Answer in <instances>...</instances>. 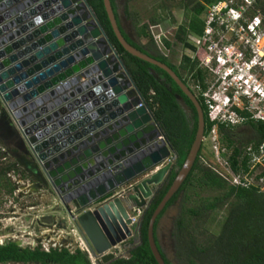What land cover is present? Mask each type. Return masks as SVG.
<instances>
[{
    "label": "water",
    "instance_id": "95a60500",
    "mask_svg": "<svg viewBox=\"0 0 264 264\" xmlns=\"http://www.w3.org/2000/svg\"><path fill=\"white\" fill-rule=\"evenodd\" d=\"M76 1L0 2V98L5 106L0 125L5 121L7 130L25 143L27 153L45 162L39 166L45 183L31 186L30 192L50 189L68 212V221L81 234L96 264H107L118 260L123 249L138 240L141 218L132 224L129 217L133 209L144 204L136 187L142 185L152 194L151 186L156 188L166 179L173 162L154 170L174 152L157 129L150 110L145 105L138 107L142 104L140 90L87 0L74 5ZM105 5L120 44L134 56L163 69L197 111V131L188 157L149 224L152 253L158 264H166L154 229L167 202L191 172L204 140L203 113L193 91L171 68L127 42L112 1L105 0ZM175 98L185 115L192 114L179 94ZM16 124L32 125L38 131L28 139L33 154ZM93 176L99 178L88 182L84 191L74 190ZM76 177L80 179L76 181ZM136 178L138 184H129ZM128 185L131 194L117 197V190ZM72 190L73 194L66 195ZM55 222L46 217L40 224H54L60 229L70 226L63 225V220ZM4 234L0 232V236ZM11 242L7 239L4 244ZM15 243L25 248L21 240Z\"/></svg>",
    "mask_w": 264,
    "mask_h": 264
},
{
    "label": "trees",
    "instance_id": "16d2710c",
    "mask_svg": "<svg viewBox=\"0 0 264 264\" xmlns=\"http://www.w3.org/2000/svg\"><path fill=\"white\" fill-rule=\"evenodd\" d=\"M111 1L122 30V35L127 42L143 52L153 55L158 61H167L165 57H157L158 55H155L157 51L156 41L151 36L150 30H145V36L149 37L147 43H141L132 38L123 26L118 0ZM170 1L174 4L173 10H182L185 13V20L181 28L185 30L186 35L188 34L191 37L200 39L204 36L206 28L205 19L202 16L206 14L207 9L211 5L217 4L220 0ZM87 2L92 8L97 22L100 23L110 43L117 50L133 81L140 90L142 104L150 110L166 142L176 155V160L171 171L166 179L158 185L149 207L145 209L141 224V244L132 250L130 257L122 258L112 263L158 264L148 240L149 224L156 208L170 189L179 169L188 157L197 131V114L190 99L163 69L134 56L120 44L113 31L105 0H87ZM158 9L160 11L163 9L168 11L164 5ZM156 11L157 9L154 8L153 12L156 13ZM249 12L251 16L264 15V0H258L255 8ZM125 14L128 20L134 19L133 28L135 30L139 28L138 30H140V27L143 26L142 21L135 18L128 5L125 6ZM150 23H153V25L158 24V17L152 16L148 24ZM144 27H146L145 24ZM165 41L170 46V42L167 39ZM192 48L196 49L195 47ZM184 69L186 73L183 79L176 70L174 72L184 83L188 81L186 76L190 74L194 80L193 83L200 89L197 92L199 93L197 101L203 113L205 124L203 136L206 137L211 133L215 124L210 121V118L205 116V103L202 93L206 89V72L200 69L197 63H193L190 60H188V64L184 66ZM153 70L155 74L152 73ZM180 75L183 76L182 74ZM192 91L195 92L194 90ZM175 94H179L184 99L186 105L193 109L192 126L177 103ZM3 113L4 108L0 99V118ZM249 123L252 130L247 133L251 134V137L246 135L245 138L240 140L237 139L234 128L219 126L220 141L229 149H233L230 160L235 169L244 168L247 170L250 157L245 153L244 149L249 143L257 147L264 141V122H256L250 119ZM0 141L3 144V141ZM237 143L241 145H237ZM244 145L246 146L242 149ZM202 149L203 144H201L197 153L191 172L157 218L154 235L162 257L166 264H173L166 258L159 247L156 235L157 225L168 211V208L181 194L196 188L205 187L206 192L215 193L205 196V200L201 201L199 212L195 208L186 207L177 221V228L179 232L183 233V238H179L181 243L179 250L180 257H182L181 260H185L186 258L189 264H200L203 261L195 259L198 255L196 252L199 251V253L205 252L206 264H209V262H213V264H264V190H261L257 186L243 187L231 184L205 164L202 159ZM205 152L209 153V151ZM22 156L21 159H18L9 151L0 154V187L3 190H1V193L5 192V194L13 195L16 192L17 187L11 179L12 172L19 173L23 179H28L33 183L42 182L39 164L32 156L29 157L26 154ZM11 158H14L16 162L12 163L9 161ZM224 209H226V213H224ZM203 214H206V222H212L210 224L213 226L212 235L204 237V242H199V239L196 237L191 242H188L187 236L184 234L187 231V224H191L190 219L194 220L195 218L199 221ZM220 217L222 218L220 223L216 224L215 222ZM191 230L193 232L196 231V229ZM199 231L201 234L203 229H199ZM206 231H209L207 226ZM184 250H187V255L184 253ZM0 264H91V262L88 256L80 250L72 251L69 248L62 247H51L50 250H46L42 245L36 248L30 246L23 248L17 246L15 242H11L0 245Z\"/></svg>",
    "mask_w": 264,
    "mask_h": 264
},
{
    "label": "rangeland",
    "instance_id": "374dc122",
    "mask_svg": "<svg viewBox=\"0 0 264 264\" xmlns=\"http://www.w3.org/2000/svg\"><path fill=\"white\" fill-rule=\"evenodd\" d=\"M118 2L120 5V13L122 16L123 26L125 27L126 31L132 36L133 39L141 43H147L149 39L147 35L145 36L146 33L145 30L147 31L150 30L151 36H153L155 40L159 38V34L161 33L162 36L165 35L167 36L168 39L171 40L174 35L173 32L175 31L176 27L179 26L180 23H182L183 11L173 10L172 7L174 4L170 0H118ZM81 3L82 0H79L76 1L74 5H79ZM126 5L129 6L130 11L135 15V18H138L139 21L140 20L142 21L143 26L140 27V30H138L139 28L136 30L133 28L134 19L132 20L127 19V16L125 14ZM163 5L167 7L168 11L164 9L160 11L158 9L160 6ZM154 8L157 9L156 13L153 12ZM154 15L158 17L159 23L156 25H153V23L148 24L152 16ZM204 18L206 20V15ZM90 20H91L90 17L87 18L86 23H88ZM144 24L146 27H144ZM194 39L197 44L199 42L198 40L199 38L197 39L194 37ZM178 53L180 52L178 51ZM189 54L193 56V54L191 53ZM218 73H220L218 75L222 77L225 71H221V69H219ZM244 77L249 78L250 80H257L256 82L262 81L258 75H252L246 72H244ZM186 78H188V82H190L192 89L195 92H199L200 89L196 88L195 84L193 83L194 80L192 76H190L189 74L188 76H186ZM131 87H128V89H131ZM221 96L223 97V95ZM244 99H249V101H251L250 98H244ZM255 108L257 107L255 106ZM214 128L216 129L217 127L215 126ZM212 135L213 134L211 132L210 135L206 136L202 142L203 144L202 159L207 166H209V164L215 166L217 163V156L213 151L214 145L212 141ZM217 140L221 144V145L219 144L218 146L222 148L223 145V148L225 149L226 152L225 156L227 158L228 157L230 158L233 149L231 148L229 149L225 144H223L220 141L219 134ZM4 150L8 152V149H6V145L4 144V142L2 144V142L0 141V154L5 152ZM13 150L14 152L20 154V151L15 149ZM205 151H209V153H206ZM13 159L11 158L9 161L13 163L15 161V159L14 160ZM169 161L173 162V159H171L170 157ZM140 177L141 178L139 179H141L140 181H142L145 175ZM11 179L14 181L15 186L17 187L16 192L13 195L5 194V192L1 193L2 187H0V232L5 233L3 236H0V245L4 243L7 239H12L14 242L21 240L22 246L24 247L30 246L32 248H36L42 245V247L46 249L45 247L46 239L48 240L53 239L55 240L54 245H57V247L68 248V245L66 243L67 240H69V237H66V234L72 233L73 226L71 225L74 224L71 220L68 221L69 214L64 208V206L59 205L57 196L53 194L52 191H47V190L46 191L42 190L34 193L30 192L31 190L30 188L32 186L31 183L33 182L28 179H23L19 173L12 172ZM213 193L215 192H206L205 187H203V188L193 189L187 193L181 194V196L178 197V199L168 208V211L165 213L164 217L160 221L161 230H162L161 232L164 234L166 239L165 243H170V237H171L170 231L172 230L173 226H174V232L172 233V237H177L180 239L183 238V233L179 232L178 228L176 230L175 225L177 226V221L181 217L184 209L186 207H191V208H195L196 211L199 212L201 201L205 200L206 195ZM58 206L60 207L59 209H61L60 213L57 212ZM224 213H226V209H224ZM141 215L142 212L138 215L136 222L139 220ZM46 217H52L54 221H56L55 223H61V221L63 220L64 222H66V224L63 225H70V226H68L67 229L66 228L60 229L59 227H55L54 224L53 225H48L44 223L40 224L42 219ZM221 219L222 218L220 217L219 219H217L216 222L215 221L214 222L216 224H219ZM190 223L191 224H187V231H186L187 233L186 232L184 233L185 236H187L188 242H191L192 239H194V237L199 239L198 240L199 242H204V237L206 238V236L210 237L212 235L213 226L210 225L212 224V222L211 221L206 222V214H203V216L200 218L199 221H197L195 218L194 220L190 219ZM206 226L207 228H209V231H206ZM191 229H196V231L193 232V230ZM199 229H203L201 234ZM169 233H170V237H169ZM60 239H62L61 242L58 241ZM71 243L72 245L76 244L75 241H72ZM69 249L75 251L72 248ZM185 253L186 255L188 254L187 250H185ZM196 253L198 255L195 259L202 260L203 262L200 264H206L207 262H206L205 252L199 253V251H197ZM180 256L181 255L179 252H177L175 255L172 253L169 255V259L173 264H189L186 258L185 260H181L182 257ZM123 257L128 258L130 257V255L125 254L121 256L119 259H122ZM174 261H176L177 263H175ZM112 263L113 262L107 264H112ZM197 263L199 262L197 261ZM209 264H213V262H209Z\"/></svg>",
    "mask_w": 264,
    "mask_h": 264
},
{
    "label": "built area",
    "instance_id": "2783aa9c",
    "mask_svg": "<svg viewBox=\"0 0 264 264\" xmlns=\"http://www.w3.org/2000/svg\"><path fill=\"white\" fill-rule=\"evenodd\" d=\"M2 1L4 0H0V2ZM257 1L258 0H220L217 4L211 5L209 9H207L206 28L202 38L206 39V36L213 34L219 27H224L228 31L233 32L239 38H243L241 40V47L239 45L237 46L238 50L236 54L234 53L235 48L232 44L226 49V53L228 52L229 58L227 59L224 56L225 52H221L220 57L217 59L220 66H229V63L235 60L237 63L236 68H239V72H236L237 70L231 67L227 72L224 73L222 77H220L222 78V81L225 85V89L229 90L232 87L236 90L238 97L240 96L242 98H250L251 101L258 102L263 110L259 112L257 111L255 116L258 121L264 122V86L263 84L258 83V85L253 88L251 84H249L248 81L244 79L245 69L240 66L244 61L246 62L245 66L249 69H251V66L256 65L253 68V75H258L259 77L264 75V15H249V11L255 8ZM233 54H235L238 59H232ZM249 64L252 65L250 66ZM227 99L230 101L229 98ZM142 106L143 104H140L138 107ZM3 108L5 110V106ZM213 111L214 112H211L209 115L212 122H226L225 118H221V116L217 115L215 110ZM16 127L19 134L22 136V139L25 140L31 147L30 141L28 139L31 136H37L38 131H35L32 125L21 127L19 124H16ZM27 130L30 132L29 134L26 133ZM211 132L213 134V151L217 156V163L215 166L209 164V167L219 176L233 185L243 187L257 186L260 187L261 190L264 189V141L257 147H255V145L252 143L248 144V146L244 149L245 153L250 157L247 170L244 168L235 169L231 164L230 158L225 156L226 152L223 148V145L222 148L218 146L220 142L217 140V130L213 128ZM31 152L33 154L32 147ZM55 155L56 154H54L50 160H52ZM33 157L39 166L45 164V162L39 161L35 154H33ZM171 159H173V157H171ZM169 160L170 158L164 161L163 165L161 164L160 166L156 167L154 171L166 166L168 162H171ZM66 161H69V158ZM56 167L57 166L52 163V169H55ZM75 167L76 166H72V169ZM97 178L93 176L88 181L75 186L74 190L77 192L84 191L87 188L86 186H88L86 184L93 180L95 181ZM79 179L80 177H76V181ZM125 188L126 187H124L123 192L125 191ZM74 190L68 191L66 195L73 194ZM117 194V197H121L123 195V193L119 191ZM140 213L141 209L136 208V211L130 215L132 223L136 222ZM66 237H69L71 241H75L76 243V246L72 245V243H67L68 248L80 249L82 252L88 254L93 264H96V260L93 258L90 248L84 242L76 227H73L72 233H67ZM53 241L54 242L52 243H48V241L46 242V250H50L51 247H57V245H54L55 240Z\"/></svg>",
    "mask_w": 264,
    "mask_h": 264
},
{
    "label": "flooded vegetation",
    "instance_id": "af4514ba",
    "mask_svg": "<svg viewBox=\"0 0 264 264\" xmlns=\"http://www.w3.org/2000/svg\"><path fill=\"white\" fill-rule=\"evenodd\" d=\"M182 23L179 24V26L176 27L175 31L173 32L172 39H168L167 36L163 35L162 33L159 34V38L156 39V54L157 57H165L167 61H160L164 64H166L169 68H171L173 71L176 70L179 74V76L183 79L185 76L184 74L185 69L184 66L188 64V60H190L193 63H197L200 69L206 72V89H204L202 96L204 97V103H205V116L207 118H210L209 115L211 112L217 113L218 116H221V118H225L226 122L219 123L215 122L214 127L216 126V130L218 133L219 126H225L226 128L232 127L235 129V135H237V139H243L245 136L251 137L247 132H251V125L249 123L250 119H253L256 122H261L256 119V112L262 111L263 108L260 107L257 101H249V99H244L242 97H238V94L236 93L235 89H225V87L222 78L218 75L220 73L219 69L221 71H227V68H222L218 64V57H220L221 52H226V49L233 44L235 48V54L237 53V46L239 45L241 47V39L237 35H235L233 32L228 31L224 27H219L217 30L211 34L210 36H206V39L200 38L198 39L199 42L196 44L194 37H191L190 35H186V32L184 29L181 28L183 25V21L185 20V13H182ZM207 14V11H206ZM204 14L202 17L204 18ZM205 19V18H204ZM206 25V20H205ZM156 28V27H155ZM153 29V28H152ZM186 35V36H185ZM165 39H167L170 42V46L166 43ZM195 47L196 49H193L192 47ZM178 51L180 53H178ZM189 53L193 54L191 56ZM250 59V58H248ZM246 62L244 61L241 63V65H245ZM240 65V66H241ZM171 66V67H170ZM182 74L183 76H181ZM262 81L256 82L257 80H253L252 83H255V86L259 83L263 84L264 86V75L260 77ZM191 90L192 86L190 82L186 81L185 83ZM196 98H199V93L193 92ZM205 94V95H204ZM223 95V97L221 96ZM230 99V105L229 107L224 106V102L228 101ZM255 104V105H253ZM255 106L257 108H255ZM189 107V106H188ZM194 107V106H193ZM192 109V108H191ZM195 109V108H194ZM196 111V109H195ZM197 114V111H196ZM227 115V116H226ZM187 120L190 122L191 126L193 125V117H194V111L192 109V114L185 115ZM198 119V116H197ZM211 121V120H210ZM212 122V121H211ZM205 126V124H204ZM213 127V128H214ZM7 123L5 121L1 122L0 125V140H2L5 145L6 149H8L9 152H11L16 158L21 159L23 154H26L27 156H31L27 153L26 145L25 143L16 136L14 133H10L7 131ZM159 129V127H157ZM160 131V129H159ZM219 134V133H218ZM210 135V134H209ZM207 135V136H209ZM220 137V135H219ZM221 138V137H220ZM205 139V137H204ZM239 143V142H238ZM237 145H241L238 144ZM251 144V143H249ZM243 145V144H242ZM244 145L242 149L245 147ZM20 151V154L14 152V150ZM6 151V150H4ZM42 185L45 183V180H41ZM141 181H138L140 183ZM38 183H31L32 186H35ZM137 178L130 180L129 184H136ZM137 183V184H138ZM130 185V187L132 186ZM45 186V185H44ZM153 187V193L151 194V191H149L146 187L140 185L136 187V191L139 193L138 198L143 199V206L141 207V224L144 217V212L147 207H149L152 198L155 195V191L157 187ZM124 188L119 189L117 191L123 193V195H130L132 192V189L129 190V185L125 188V191L123 192ZM134 190V191H135ZM150 196L149 199H145L146 197ZM119 197V196H118ZM141 199H139V202H141ZM147 203V205H146ZM142 228V225H141ZM141 228L139 231V237L138 240L132 241V243L129 244L128 248L123 249L125 254H129L131 256L132 250L136 249L142 242L141 240ZM175 228L177 230V226L175 225ZM161 225L160 223L157 225V241L159 244V247L161 251L164 253L166 258L169 259L170 254H176L179 252L180 248L179 245H181L179 238L172 237V233L174 232V226L172 230L169 233L170 237V243H165L166 239L164 234L161 232ZM161 233V235H160ZM179 233V232H178ZM172 238V240H171ZM168 242V241H167ZM131 244H134L132 247H130ZM128 246V245H127ZM171 247V250H170ZM172 253H171V252ZM185 253V250H184ZM122 255V256H123ZM178 255V254H177ZM124 258V257H123ZM170 260V259H169ZM181 261V260H178ZM177 263L176 261H174Z\"/></svg>",
    "mask_w": 264,
    "mask_h": 264
},
{
    "label": "clouds",
    "instance_id": "9594fccd",
    "mask_svg": "<svg viewBox=\"0 0 264 264\" xmlns=\"http://www.w3.org/2000/svg\"><path fill=\"white\" fill-rule=\"evenodd\" d=\"M224 56L228 59L229 58V55H228V52L226 53L225 52V54H224ZM238 59L237 57H236V55L235 54H233L232 55V59ZM231 64V65H230ZM250 66L252 65V64H249ZM236 66H237V63H236V61L234 60L233 62H230L229 63V66H227V65H223V66H221L222 68H227V70L229 69V68H231V67H233L235 70H237L236 72H239V68H236ZM256 65H253V66H251V69H249V68H247L245 65H241V67L242 68H244L245 70H244V72H246V73H250V74H252L253 75V68L255 67ZM244 79L245 80H247L248 81V83L249 84H251V86L254 88L255 87V83H252L253 82V80H250L249 78H246V77H244ZM230 89H232V87L230 88ZM234 89V88H233ZM230 101H225L224 102V106L225 107H228V105H230ZM160 133H161V131H160ZM162 134V133H161ZM163 136V135H162ZM164 137V136H163ZM165 139V138H164ZM166 141V140H165ZM167 143V142H166ZM170 157H173V165H174V162H175V160H176V155H175V153H173ZM169 157V158H170ZM169 163V162H168ZM123 196V195H122ZM137 208H139V207H137ZM141 209V208H140ZM136 211V208L135 209H133V211L131 212V213H129V217H130V215L131 214H133L134 212ZM4 244V243H3ZM57 248V247H56ZM74 250H80V249H74ZM81 251V250H80ZM82 252V251H81ZM84 253V252H83ZM84 254H86V253H84ZM87 256H88V254H86ZM88 259L90 260V262H91V264H93L92 263V261H91V259L89 258V256H88Z\"/></svg>",
    "mask_w": 264,
    "mask_h": 264
},
{
    "label": "crops",
    "instance_id": "0c3cea01",
    "mask_svg": "<svg viewBox=\"0 0 264 264\" xmlns=\"http://www.w3.org/2000/svg\"><path fill=\"white\" fill-rule=\"evenodd\" d=\"M0 99H1V98H0ZM1 102H2V101H1ZM1 117H2V116H1ZM7 131H9V130H7ZM44 190L46 191V190H47V188H45V187H44ZM49 191H51V190L49 189ZM49 240H50V239H49ZM49 240H48V239H46V242H47V241H48V243H49V242H50V243L54 242V241H53V239H52V240H50V241H49ZM58 241H59V242H61V241H62V239H60V240H58ZM71 242H72V241H71L70 239H69V240H67V243H71ZM67 243H66V244H67Z\"/></svg>",
    "mask_w": 264,
    "mask_h": 264
},
{
    "label": "bare ground",
    "instance_id": "6f19581e",
    "mask_svg": "<svg viewBox=\"0 0 264 264\" xmlns=\"http://www.w3.org/2000/svg\"><path fill=\"white\" fill-rule=\"evenodd\" d=\"M84 15H86V14H84Z\"/></svg>",
    "mask_w": 264,
    "mask_h": 264
}]
</instances>
